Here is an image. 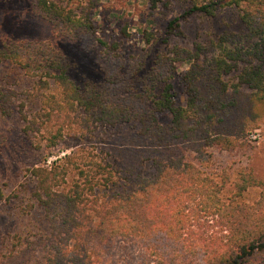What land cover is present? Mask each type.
<instances>
[{
  "label": "rangeland",
  "instance_id": "1",
  "mask_svg": "<svg viewBox=\"0 0 264 264\" xmlns=\"http://www.w3.org/2000/svg\"><path fill=\"white\" fill-rule=\"evenodd\" d=\"M35 1L0 0V47L11 40L49 42L64 59L68 77L82 93L104 91L117 101L114 103L148 92L152 85L151 94L157 97L170 83L175 105L184 106L186 86L182 78L191 61L174 62V67L157 74V79L153 72L158 56L170 55L175 46L192 49L196 42L208 45L221 37L232 49L249 46L244 42L241 7L235 5L219 7L212 15L196 12L179 18L182 35H166L167 22L180 17L192 0H161L153 9L149 0H58L77 15H87L94 26L92 34L64 35L42 17ZM39 79L9 60L0 62V254L11 248L16 234L32 236L42 229L41 212L32 204L31 170L62 162L68 156L79 163L94 158L113 164L120 171L115 172L121 179L118 176L119 183L113 189L118 192L135 191L131 181L137 178H147L148 192H155L177 183L173 169L192 164L200 176L216 184L224 203L241 207L243 213L253 211L249 214L254 218L264 216V113L249 118L246 130L240 129L234 114L226 127L229 141L208 147L206 164L198 166L195 143L157 147L138 133L140 126L135 121L102 124L53 110L50 104L44 105L43 93L55 94L59 88L52 78H48L47 89ZM224 79L229 84L235 82V73ZM241 91L251 93L246 87ZM157 119L161 125L170 124L166 112L158 113ZM57 132L61 137L49 148ZM201 137L195 136L193 142L201 141ZM156 161L166 163L168 172H158ZM73 173L70 171L64 182L69 183ZM186 178L188 173L182 176ZM137 193L141 195L139 190ZM175 201L168 203L169 211L176 210ZM182 209L179 240L185 246L194 243L198 254L207 249L205 243L221 247L229 227L208 208L201 194L185 193ZM111 247L108 253L115 264H156L152 255L131 241L118 239Z\"/></svg>",
  "mask_w": 264,
  "mask_h": 264
},
{
  "label": "trees",
  "instance_id": "2",
  "mask_svg": "<svg viewBox=\"0 0 264 264\" xmlns=\"http://www.w3.org/2000/svg\"><path fill=\"white\" fill-rule=\"evenodd\" d=\"M160 1L149 0V6L153 9ZM35 4L57 33H94L87 15H77L61 1L36 0ZM226 5L241 7L248 47L229 48L221 37L208 45L196 42L192 49L175 46L170 55L156 60L153 77L157 79V74L173 68L174 62L191 61L182 78L186 86L184 106L175 105L170 83L157 97L151 94L152 85L148 92L131 95L122 103H114L117 101L104 91L82 93L68 77L64 59L45 41L11 40L0 47V62L9 60L27 74L37 75L46 89L48 78H52L59 91L43 93V98L44 105L50 104L53 110L68 117L79 114L80 119L102 124L135 121L140 126L138 133L157 147L167 148L173 142L195 143V165L204 166L207 148L224 139V144L229 141L226 127L234 114L240 129L246 130L249 118L264 113V0H192L180 17L167 22L165 30L166 35H182L179 18L196 12L212 15ZM232 72L236 81L229 84L224 78ZM242 87L251 93L245 95ZM35 95L39 96L37 92ZM162 112L169 115V125L158 121ZM59 133L51 137L49 148L61 137ZM197 135L202 136L201 141L193 142ZM64 159L31 170L32 204L39 207L42 229L32 236L16 234L11 248L0 254V264H115L108 252L118 239L139 245L156 264H264V216L254 218L249 214L253 211L243 213L241 207L224 203L216 184L200 176L197 166L173 169L177 183L155 192H148L147 178L131 181L135 191L118 192L113 189L121 179L117 176L120 171L113 164L94 158L80 163L70 156ZM154 166L160 173L169 170L161 161ZM70 171L74 176L66 183ZM185 173L188 178L182 179ZM188 192L201 194L208 208L227 222L229 233L221 247L205 243L207 249L198 254L194 249L199 247L194 243L190 247L179 240L182 197ZM175 199L176 210L169 211L168 203Z\"/></svg>",
  "mask_w": 264,
  "mask_h": 264
}]
</instances>
